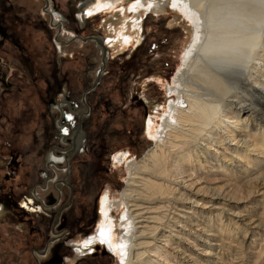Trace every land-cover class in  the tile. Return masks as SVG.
Masks as SVG:
<instances>
[{
	"label": "bare ground",
	"instance_id": "1",
	"mask_svg": "<svg viewBox=\"0 0 264 264\" xmlns=\"http://www.w3.org/2000/svg\"><path fill=\"white\" fill-rule=\"evenodd\" d=\"M90 1L82 19L107 16L104 38H88L103 61L130 46L146 12H170L190 37L166 90L176 102L158 129L156 111L146 122L155 145L113 156L123 189L101 197L76 255L100 245L124 264H264V0Z\"/></svg>",
	"mask_w": 264,
	"mask_h": 264
},
{
	"label": "rangeland",
	"instance_id": "2",
	"mask_svg": "<svg viewBox=\"0 0 264 264\" xmlns=\"http://www.w3.org/2000/svg\"><path fill=\"white\" fill-rule=\"evenodd\" d=\"M138 1L147 6V0H120L117 6ZM93 3L0 0V32L7 29L11 36L0 42V206L8 213L0 219L4 264H35L42 260L39 252H48L59 241L73 249L57 247L63 264H124L121 256L100 245L78 256L72 242L97 227L105 192L118 200L125 173L123 165L114 166L113 156L130 152L138 159L155 145L146 122L156 111L158 129L169 102H176V95L166 90L182 67L190 33L170 12H146L130 46L117 53L106 51L103 61L97 44L88 38H104L106 13L80 16ZM48 195L58 200L43 208L37 200ZM69 199L60 215L65 218L62 227L48 232L46 240L35 235L43 226L34 216L53 212ZM215 206L237 212L220 203ZM32 208L34 213L26 215ZM17 213L27 219L21 228ZM193 244L196 250L200 247L197 241Z\"/></svg>",
	"mask_w": 264,
	"mask_h": 264
},
{
	"label": "flooded vegetation",
	"instance_id": "3",
	"mask_svg": "<svg viewBox=\"0 0 264 264\" xmlns=\"http://www.w3.org/2000/svg\"><path fill=\"white\" fill-rule=\"evenodd\" d=\"M47 4V3H46ZM8 32H10L9 30H7V29H5L4 31L3 30H1V32H0V42H4V41H9V39H10V37L11 36H9L8 35ZM14 40H12V42H13ZM126 64H128V62L126 63ZM103 65H101V69H104V67H102ZM138 100V99H137ZM106 105H110L109 103H106L105 104V108H104V110L105 111H108V106H106ZM116 109V107H113V110H115ZM74 136V134H72V137ZM47 163V162H46ZM47 165V164H46ZM10 166H11V164H10ZM48 166V165H47ZM64 183V185H66V187L69 189L70 187L68 186V184H66L65 182H62V184ZM39 190H43V187H40V186H36ZM33 193V192H32ZM34 195V194H33ZM71 197V196H70ZM37 198V197H36ZM26 200H28V199H26ZM56 200H58V198L57 197H52V196H50V195H48V196H46V197H44L43 199H40V201L39 200H37L38 202H39V205L41 206V207H43V208H45V207H51L53 204H55V202H56ZM28 202V201H27ZM69 204H70V199H69V201L66 203V207L64 208V209H67L68 208V206H69ZM4 206H5V204H4ZM62 206V205H61ZM60 206V207H61ZM6 207V206H5ZM60 207H58V208H55L54 209V211L53 212H50L49 210L47 211V212H45L46 210H44V213H41V216L40 215H35L34 217V219L37 221V223H38V225H42L43 227L42 228H36L35 230L34 229H32V228H30V230H34V234L35 235H38V234H40V236H41V238H42V240H46V238H47V234H48V232H50L51 234L52 233H55V228H57V229H60V227H62L61 226V224H62V222L65 220V218L64 217H60V215H61V212H62V210H61V212H60V214H59V216L57 217V223L55 222L54 223V218H55V216H56V213H57V210L60 208ZM33 208H35L34 206H33ZM33 208H32V210H29V211H26L25 212V214L26 215H30V214H33L34 212V210H33ZM1 209H2V212H1V215H0V219H2V217L5 215H8V213L7 212H4L3 211V209H4V207L2 206L1 207ZM46 209H48V208H46ZM40 210V209H39ZM18 214V217L20 218V216H19V213H17ZM24 214V215H25ZM23 216V215H22ZM3 220V219H2ZM27 219H25V216L24 217H21L20 219H18L17 220V222H16V224L17 223H20V228L22 227V225L24 224V221H26ZM22 223V224H21ZM59 227V228H58ZM43 229V230H42ZM16 230V229H15ZM19 231H21V230H19ZM65 235L66 236H68V235H71L69 232H67V233H65ZM63 237L64 239H67V238H69V237ZM59 245H62L65 249H67L68 251H69V249H72V247L70 248V246H68L67 244H62V241H59L58 243L57 242H55V244L53 245V248H51L48 252H46L47 251V248H45L43 251H41V252H39L38 254L40 255V257H42V260H39L38 261V264H63V258H64V256L61 254V253H57V247L59 246ZM31 250V254H32V257H33V260H34V262H35V255H34V253H33V249H30ZM71 251H73V249L71 250ZM46 253H47V255H46ZM68 253H70V252H68ZM72 253V252H71ZM71 253H70V255H71ZM1 264H4V262H0ZM36 264V263H35Z\"/></svg>",
	"mask_w": 264,
	"mask_h": 264
},
{
	"label": "water",
	"instance_id": "4",
	"mask_svg": "<svg viewBox=\"0 0 264 264\" xmlns=\"http://www.w3.org/2000/svg\"><path fill=\"white\" fill-rule=\"evenodd\" d=\"M97 40H98V41H97ZM96 41H97L98 45H100V44H99L100 40H99V39H96ZM99 47H101V46H99ZM103 59H104V57H103V55H102V56H101V60H103ZM101 63H102V65H103L105 62H102V61H101ZM63 208H64V206L61 207V208H59V209L57 210L56 216H55V218H54V223L57 221L58 214L60 213V211H61Z\"/></svg>",
	"mask_w": 264,
	"mask_h": 264
}]
</instances>
